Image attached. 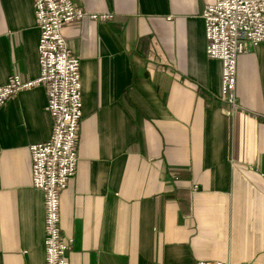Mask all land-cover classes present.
Returning <instances> with one entry per match:
<instances>
[{
    "label": "crops",
    "instance_id": "crops-1",
    "mask_svg": "<svg viewBox=\"0 0 264 264\" xmlns=\"http://www.w3.org/2000/svg\"><path fill=\"white\" fill-rule=\"evenodd\" d=\"M72 1L113 17L61 29L82 102L59 207L69 264H264V45L237 58L229 115L205 54L214 0ZM38 39L33 1L0 0V85L38 78ZM46 103L36 86L0 109V264H45L29 147L51 136Z\"/></svg>",
    "mask_w": 264,
    "mask_h": 264
},
{
    "label": "built area",
    "instance_id": "built-area-1",
    "mask_svg": "<svg viewBox=\"0 0 264 264\" xmlns=\"http://www.w3.org/2000/svg\"><path fill=\"white\" fill-rule=\"evenodd\" d=\"M32 1L39 30V76L27 82L10 76L0 85V109L20 91L36 86L45 89L52 132L47 141L29 147L31 186L41 191L44 199L45 264H69L73 240L61 234L59 207L60 196L76 171L82 102L79 58L61 29L83 19L104 22L113 16L88 13L72 0ZM201 18L205 54L220 62V99L228 104L230 115L240 108L235 94L237 58L264 45V0H214L204 6ZM196 264L229 263L200 260Z\"/></svg>",
    "mask_w": 264,
    "mask_h": 264
}]
</instances>
